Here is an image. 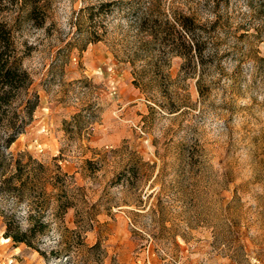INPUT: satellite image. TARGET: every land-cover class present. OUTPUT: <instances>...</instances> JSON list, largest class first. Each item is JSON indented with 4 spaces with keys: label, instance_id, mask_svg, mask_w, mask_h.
<instances>
[{
    "label": "rangeland",
    "instance_id": "rangeland-1",
    "mask_svg": "<svg viewBox=\"0 0 264 264\" xmlns=\"http://www.w3.org/2000/svg\"><path fill=\"white\" fill-rule=\"evenodd\" d=\"M257 2L5 5L30 84L0 113V264H264ZM172 12L190 15L199 39L202 25L211 61L178 55ZM31 92L36 106L7 145ZM33 224L43 228L30 247L5 237Z\"/></svg>",
    "mask_w": 264,
    "mask_h": 264
},
{
    "label": "trees",
    "instance_id": "trees-1",
    "mask_svg": "<svg viewBox=\"0 0 264 264\" xmlns=\"http://www.w3.org/2000/svg\"><path fill=\"white\" fill-rule=\"evenodd\" d=\"M18 0H0V12L6 4L14 5ZM106 3H100L97 6L84 7L83 10H87L88 18L94 13L102 11ZM257 15L262 13L264 16V0H258ZM36 6H32L28 12V17L36 21L39 25L40 21ZM142 15L143 18H147L150 14L146 11ZM166 23L170 31L173 34L172 44L175 47L182 48L183 50H177L178 55H181L184 60L191 61L195 57H200V66L204 65L206 61H211L213 53H205V49L209 46V38L203 36L202 32H205L202 25H200V39L198 38L199 25L193 20L190 15L181 14L179 12H172L170 18L166 19ZM98 35L94 34L91 41L98 40ZM30 84L28 74L22 70L19 66L18 57L15 56L12 46V39L10 34V28L4 22L0 16V113L4 111L12 102L13 98L21 92L26 90ZM204 83L200 81V95L204 88ZM37 97L35 92L29 93L23 101V115L19 118L17 123H10V136L6 139L7 145L21 132L25 124L31 117V112L36 106ZM74 117L77 114L73 115ZM72 116V117H73ZM66 205H62L60 211L64 210ZM43 226L38 224L31 225L26 231L16 230L12 234H5L6 238H10L13 243H23L27 247L30 244L27 240L29 237H33L36 233L42 230Z\"/></svg>",
    "mask_w": 264,
    "mask_h": 264
}]
</instances>
